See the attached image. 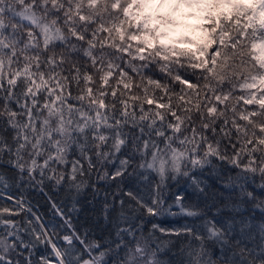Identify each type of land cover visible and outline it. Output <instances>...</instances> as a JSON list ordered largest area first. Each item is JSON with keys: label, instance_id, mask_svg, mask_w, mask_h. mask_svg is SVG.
<instances>
[{"label": "snow or ice", "instance_id": "1", "mask_svg": "<svg viewBox=\"0 0 264 264\" xmlns=\"http://www.w3.org/2000/svg\"><path fill=\"white\" fill-rule=\"evenodd\" d=\"M0 264H264V0H0Z\"/></svg>", "mask_w": 264, "mask_h": 264}]
</instances>
